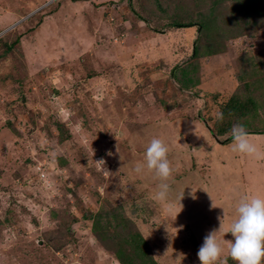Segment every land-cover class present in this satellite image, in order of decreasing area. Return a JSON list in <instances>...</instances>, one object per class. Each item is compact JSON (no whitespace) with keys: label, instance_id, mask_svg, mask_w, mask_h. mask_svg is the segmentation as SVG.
<instances>
[{"label":"rangeland","instance_id":"374dc122","mask_svg":"<svg viewBox=\"0 0 264 264\" xmlns=\"http://www.w3.org/2000/svg\"><path fill=\"white\" fill-rule=\"evenodd\" d=\"M131 2L0 0V264H200L220 218L264 196V160L228 135L264 131V0ZM223 98L243 116L220 136ZM154 136L164 202L135 171Z\"/></svg>","mask_w":264,"mask_h":264},{"label":"clouds","instance_id":"9594fccd","mask_svg":"<svg viewBox=\"0 0 264 264\" xmlns=\"http://www.w3.org/2000/svg\"><path fill=\"white\" fill-rule=\"evenodd\" d=\"M63 109H61V115ZM216 119L222 121L224 114L216 113ZM228 135L232 139L231 149L234 153L249 159L264 160V150L252 141L250 133L243 124H233ZM219 141V140H217ZM216 141V142H217ZM223 144L224 142H220ZM169 147L160 137L154 136L146 146L144 157L135 166L137 173L145 170L152 173L160 183L154 198L164 202L168 199L174 168L168 158ZM101 161H97L99 163ZM184 194L181 196L182 200ZM193 198L195 195L193 194ZM169 205V211H171ZM213 207H216L213 202ZM224 210V209H223ZM227 213L224 210L223 217ZM225 232L224 221L220 218L218 229L211 230L203 240L197 252L200 264H227L223 260L224 240L218 239V233ZM230 233L234 238L227 240L230 258L236 264H264V196L247 194L239 198L235 205L234 219L228 226L225 235Z\"/></svg>","mask_w":264,"mask_h":264},{"label":"trees","instance_id":"16d2710c","mask_svg":"<svg viewBox=\"0 0 264 264\" xmlns=\"http://www.w3.org/2000/svg\"><path fill=\"white\" fill-rule=\"evenodd\" d=\"M74 2L78 1V0H73ZM130 4H132L131 0H130ZM194 26H197L195 23H192V24H189V25H186L184 24L183 22H179L177 24V27L179 28H190V27H194ZM201 27H204V23L202 22L200 24ZM195 51V50H194ZM215 108L216 106L213 105ZM234 105H233V101H232V98H229V99H226V98H223V102L222 104L219 105V108H220V112H222L224 114V119H226L228 125L222 129V130H218V134L220 136H224L226 134V131L230 129L231 127V124L233 123V121H235V118H242L243 114L239 113L237 109H234ZM218 108V109H219ZM217 109V108H216ZM241 110V109H240ZM256 110V109H255ZM229 120L231 121L229 123ZM237 120V119H236ZM223 122L222 121H219V123ZM263 129H251L250 131H248L250 134H253V135H263L264 134V131H262ZM150 263L151 264H157V262L154 260V259H150Z\"/></svg>","mask_w":264,"mask_h":264},{"label":"crops","instance_id":"0c3cea01","mask_svg":"<svg viewBox=\"0 0 264 264\" xmlns=\"http://www.w3.org/2000/svg\"><path fill=\"white\" fill-rule=\"evenodd\" d=\"M208 61H209V60H208ZM207 63H208V62H207ZM226 134H227V133H226ZM226 134H225V135H226ZM257 137H259V136L257 135ZM240 164H242V161H240ZM254 185H255V183H254Z\"/></svg>","mask_w":264,"mask_h":264}]
</instances>
